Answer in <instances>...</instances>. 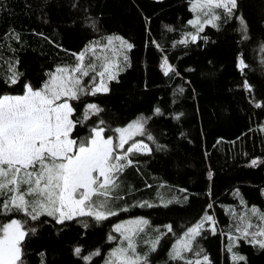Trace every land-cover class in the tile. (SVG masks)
I'll use <instances>...</instances> for the list:
<instances>
[{
    "label": "trees",
    "instance_id": "16d2710c",
    "mask_svg": "<svg viewBox=\"0 0 264 264\" xmlns=\"http://www.w3.org/2000/svg\"><path fill=\"white\" fill-rule=\"evenodd\" d=\"M179 1L170 0L179 9L172 20L159 22L154 35L139 32L124 38L133 48L122 50L116 60V78L108 80L107 92L71 101L74 118L81 119L76 129L81 136L91 126L126 128L143 117L141 138L151 151L132 154L133 165L121 174L120 198L112 201L117 215L63 223L47 215L32 220L16 210L0 216V221L26 220V229L35 228L22 242L24 264H102L118 243L109 239L119 236L115 226L140 218L148 225L136 244L151 264H185L204 254L210 264H264V248L243 239L227 251L228 237L240 235L237 217L248 215L258 225L250 210L264 212V0H236L227 18L223 9H215L221 15L216 27L204 23L206 17L189 0L181 6ZM103 6L95 11L91 0H0V94H22L25 82L40 87L47 73L74 65L73 54L97 41L106 45V37L117 33L108 28ZM197 16L204 24L200 32L189 23ZM89 58L94 59L90 53L86 62ZM165 58L172 69L167 75L161 68ZM12 70L22 75L9 86L4 79ZM90 103L102 111L85 118ZM105 133L118 135L107 127ZM206 214L213 220L203 224L192 250L173 259L174 246ZM233 253L245 259L234 262ZM88 256L90 260L82 258Z\"/></svg>",
    "mask_w": 264,
    "mask_h": 264
},
{
    "label": "snow or ice",
    "instance_id": "6c2138e0",
    "mask_svg": "<svg viewBox=\"0 0 264 264\" xmlns=\"http://www.w3.org/2000/svg\"><path fill=\"white\" fill-rule=\"evenodd\" d=\"M195 11L198 7L206 19L204 23L216 27V21L221 15L215 9H223L225 17L233 15L232 10L237 7L236 0H189ZM241 31L246 32L247 26L242 17H238ZM190 24L203 31L204 24L200 16L190 20ZM193 40L196 36L192 37ZM107 44L101 46L99 41L88 45L76 57V63L69 66L57 67L54 72L47 73V79L40 87L25 82L22 94H0V216H7L13 210L22 211L32 220L40 215L51 216L58 223L71 220L75 217H92L96 221H103L109 216L117 215L112 206L113 199H119L118 190L121 182L120 176L124 170L133 165L131 158L134 153L148 154L147 144L132 143L127 149L132 135L143 134V117L129 124L126 128L112 129L105 125L91 126L86 135L81 136L76 131L81 123L80 118H74L76 109L71 104L84 95H95L98 92H107V81L116 78L113 68L119 65L109 60L103 53L105 48L110 49L114 55L122 50L130 51L133 44L120 36L106 37ZM118 42V46H117ZM91 57L86 62V57ZM101 61L97 71L95 61ZM124 63L128 56H123ZM244 67V61H240ZM161 68L165 75L172 71L167 58ZM91 73L95 75L90 76ZM22 74L12 70L4 82L9 86L19 82ZM84 77H89L85 82ZM99 77V81H97ZM247 86V85H246ZM259 107V105H257ZM102 111L96 104H87L83 116ZM160 114V109H156ZM100 124H105L103 120ZM118 133V143H114L112 135ZM135 130L133 133L131 130ZM152 140L151 135L147 136ZM258 161L253 160L252 166ZM102 178V179H101ZM184 191V190H181ZM143 206V205H142ZM147 206H152L147 204ZM210 207V206H209ZM121 211H127L121 208ZM251 214L257 217L258 225H253L248 215L237 217L239 223L236 231L238 237L229 236L230 243L227 251L232 252L234 242L243 239L246 242L264 248V212L252 208ZM213 218L205 215L200 223L187 229L184 239L174 246L171 257L182 259L183 250H192V241L200 235L205 222ZM26 220L11 219L0 221V264H24L22 260V242L29 232L35 228H25ZM148 225L145 219L128 221L118 224L114 231L119 233L126 246L115 248L105 264H149L147 255L137 254L136 237ZM87 226V225H85ZM171 231V226H166ZM249 229H254L249 231ZM215 231V229H213ZM262 239H257V238ZM109 239H115L109 237ZM158 237L152 242L154 251ZM76 253L81 249L77 247ZM203 250L197 251L200 256ZM95 254H99L98 252ZM90 260L91 257H82ZM234 262L244 260L245 257L232 254ZM185 264H210L207 254L203 259L187 260Z\"/></svg>",
    "mask_w": 264,
    "mask_h": 264
},
{
    "label": "rangeland",
    "instance_id": "374dc122",
    "mask_svg": "<svg viewBox=\"0 0 264 264\" xmlns=\"http://www.w3.org/2000/svg\"><path fill=\"white\" fill-rule=\"evenodd\" d=\"M106 1L107 0H91L92 9L96 11L98 10L100 5L101 6L105 5L101 9L105 11L108 28L118 34L114 36H120L123 39L127 38L130 35L139 33V32H148L151 35H154V31L159 26V22L161 20H172L176 11L179 9V8L177 9V7L175 8L174 3L176 1L169 3L170 0H138V1L137 0H111L107 4H102V3H105ZM200 2H202V0H200ZM182 4H183V1L180 0L178 2V5L181 6ZM170 9L173 11H170ZM197 9H199L200 12H202V10L199 7ZM117 45H118V42H117ZM97 51H98V54H100L101 56H107L109 60L115 61V63H117L116 60H118V63H119L121 53L114 55L113 52L108 48H105L103 53H100V49H98ZM100 63L101 61L98 63L99 66H100ZM113 72L116 74V71H113ZM97 81H99V77H97ZM143 130H144V124H143ZM131 131L133 133L135 132L134 129ZM143 134L136 133L132 135L128 143L124 145L125 149H127L134 142L139 143V144H145L141 138ZM118 136L119 134L116 137H113L114 143H118V139H117ZM75 218H78V217H75ZM131 220H135V219L122 221L118 224H126L128 221H131ZM144 229H145V226H144ZM114 238L115 239L113 240L114 241L118 240V243H116L115 246L110 250L105 260L109 259L111 252L115 248L126 245V242L123 240V237L120 234L117 238L115 235ZM184 238L185 237L183 236L181 240H183ZM136 250H137V254H141L140 244H136ZM187 251L188 250H183L181 252V256L183 257ZM105 260L102 264H105ZM149 264H151L150 261H149ZM257 264H262V262H259Z\"/></svg>",
    "mask_w": 264,
    "mask_h": 264
}]
</instances>
